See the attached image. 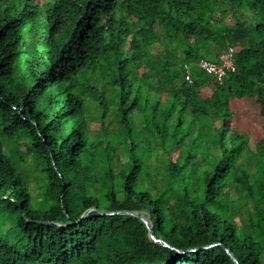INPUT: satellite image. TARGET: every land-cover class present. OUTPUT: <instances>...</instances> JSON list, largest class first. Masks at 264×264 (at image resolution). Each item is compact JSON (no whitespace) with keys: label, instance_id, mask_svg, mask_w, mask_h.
Masks as SVG:
<instances>
[{"label":"trees","instance_id":"trees-1","mask_svg":"<svg viewBox=\"0 0 264 264\" xmlns=\"http://www.w3.org/2000/svg\"><path fill=\"white\" fill-rule=\"evenodd\" d=\"M237 2L0 0V264H264V153L223 115L264 117V0Z\"/></svg>","mask_w":264,"mask_h":264},{"label":"rangeland","instance_id":"rangeland-1","mask_svg":"<svg viewBox=\"0 0 264 264\" xmlns=\"http://www.w3.org/2000/svg\"><path fill=\"white\" fill-rule=\"evenodd\" d=\"M241 1L245 3V6ZM237 3H240L247 12H251L253 7L252 0H238ZM251 22L252 24L256 23L254 19ZM200 95L203 97L205 91L200 92ZM225 102L223 115L228 116L230 127L237 129L243 135L247 146L251 150L260 149V153H264V117L260 114L258 100L255 97L238 98L229 92L226 94ZM8 141H13V138L9 137ZM113 144L116 146L117 151H121L124 148L122 144L116 142H113ZM126 158V155L123 156V159ZM30 163L29 158H26L24 163H22V168L28 169ZM224 190L233 192L236 189L231 183H228V186L222 189V191ZM32 192H35V190ZM137 214L141 215V213ZM236 221L239 224L238 217Z\"/></svg>","mask_w":264,"mask_h":264},{"label":"built area","instance_id":"built-area-1","mask_svg":"<svg viewBox=\"0 0 264 264\" xmlns=\"http://www.w3.org/2000/svg\"><path fill=\"white\" fill-rule=\"evenodd\" d=\"M236 51L234 46L226 45L225 49L219 53L216 62L200 60L198 67L205 73L213 75L217 80H221L226 71H233V55ZM186 79L190 80L188 74H186Z\"/></svg>","mask_w":264,"mask_h":264},{"label":"water","instance_id":"water-1","mask_svg":"<svg viewBox=\"0 0 264 264\" xmlns=\"http://www.w3.org/2000/svg\"><path fill=\"white\" fill-rule=\"evenodd\" d=\"M93 210H95V208H90V209L86 210V211L82 214L81 219H84V218L88 215V213L91 212V211H93ZM100 213L103 214V215L112 214V212L110 213V212H105V211H100ZM119 213H127V214H131V215H135V214L130 213V212H119ZM135 216H137L140 220H142V221L144 222V224L146 225V227H147V229H148V235H149V238H150L153 242H155V243H157V244H160V245H163V246H167L162 240H160V239H156V238L153 236V234H152V230H151V227L149 226V221H148L145 217H143V216H139V215H135ZM211 246H213V245H210V246H207V247H211ZM191 251H196V250H191ZM228 255L230 256V258H231V260L234 262V264H239V263L237 262L236 258H235L230 252H228Z\"/></svg>","mask_w":264,"mask_h":264}]
</instances>
